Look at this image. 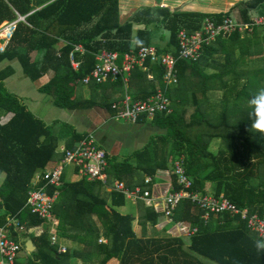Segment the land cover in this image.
I'll list each match as a JSON object with an SVG mask.
<instances>
[{"label": "trees", "instance_id": "1", "mask_svg": "<svg viewBox=\"0 0 264 264\" xmlns=\"http://www.w3.org/2000/svg\"><path fill=\"white\" fill-rule=\"evenodd\" d=\"M18 15L24 21L17 24L4 52L0 53V63L16 61L31 82L47 75L49 81L39 87V92L50 96L56 108L80 110L97 106L93 93L89 99L81 95V80L94 68L96 55L101 51L121 55L141 46H153L159 54L175 56L180 31L197 32L205 19L218 22L228 17L245 23L254 15L264 17V0H240L218 14L141 6L124 23L120 21L119 0H52L40 9L32 0H0V25L16 20ZM262 44L264 32L219 38L202 51L197 62H177V84L193 87L196 108L189 115L186 111L157 114L151 122L166 129L167 134L154 137L127 162L118 164L106 159L108 184L118 181L129 190L135 187L145 190L142 189L145 180L139 182V176L155 181L160 173L172 172L174 162L183 157L192 182L191 193L222 194L241 209L263 214L264 133L251 128L248 101L257 89L264 87V68H247L261 55ZM75 45L84 50L75 53L79 62L76 71L68 58ZM217 54L222 55L223 64L212 59ZM208 66L217 72L207 74ZM145 67L148 72L142 73L137 67L131 72L134 76L152 75L151 90L134 100L163 88V68L148 61ZM13 74L10 65L0 70V226L7 216H15L22 224L27 221L21 235L37 247L36 261L32 264H69L78 258L75 252L58 256L46 231L40 236L28 233L29 229L46 223L24 211L23 203L33 177L50 162L62 160L59 142L65 141L64 148L69 150L84 136L76 135L74 128L66 124H61L54 134L51 126L29 112L21 98L7 90L4 81ZM93 85L97 84L87 85L91 91ZM196 90L204 98L208 91L222 90L223 110L219 114L207 113ZM104 108L109 110V105ZM214 140L220 141V145L212 152L209 148ZM42 185L40 182L36 186ZM171 187L175 191L180 189L174 175ZM105 190L101 183L84 178L76 182L61 180L53 213L59 220L60 233H66H62L65 238L90 249L101 230L107 244L99 248L104 255L99 264L111 259L119 264H160L161 257L168 253L189 256L182 248L180 237H136L132 227L136 217L116 210L125 205V197L114 191L100 196V191ZM52 191L51 187L47 189L48 193ZM136 205L142 228L157 224L163 215L155 207H142L145 205L142 202ZM201 215L199 208L187 199L171 215L174 222H184L197 229L189 236V250L195 255L193 264H264V254H258L253 246V241L259 238L238 216L212 215L204 223ZM12 239L16 240L13 234ZM162 242H176L177 246H162ZM148 244L156 246L150 250ZM168 264H191V261L190 257H184L169 260Z\"/></svg>", "mask_w": 264, "mask_h": 264}, {"label": "built area", "instance_id": "2", "mask_svg": "<svg viewBox=\"0 0 264 264\" xmlns=\"http://www.w3.org/2000/svg\"><path fill=\"white\" fill-rule=\"evenodd\" d=\"M24 18L18 15L13 21H5L0 25V53H3L6 45L11 40L16 26L23 22ZM257 32H264V17H251L248 22L242 23L234 18L222 17L218 22L205 19L199 31L187 33L180 31L177 34V53L175 56L159 54L153 46H141L135 51L129 50L123 54L116 52L101 51L96 55V63L91 72L86 75L81 83L85 86L94 83L97 85L121 80L123 84L127 82L131 71L137 68H144L145 63H158L163 68V88L156 90L154 94L144 99H132L125 95L120 102L118 109L115 104L110 105L113 111L112 118L117 121L129 123H141L151 121L157 114H170V100L166 95L169 87L177 84V62L195 63L201 57L202 51L210 47L219 38H229L237 35H252ZM81 46L75 45L69 53L71 68L79 69V62L75 59V53H83ZM63 158L59 165L44 171L41 175L43 185L40 188L31 185L29 187L23 203V210L36 216L40 221L50 225H55L56 218L53 207L58 197V188L61 177L66 168L72 167L76 174L87 181L99 182L110 191L117 192L125 197L132 204L146 202L148 206L153 203L152 193L148 190L135 188L127 189L123 183L114 182L108 187L105 153L99 149L95 138L92 135L84 136L72 149H59ZM176 177L177 185L180 187L175 191L172 187L165 197L166 208L164 215L171 219V215L182 200H190L202 212L201 219L206 223L212 215L230 214L238 216L246 223L247 228L259 239H264V213H250L248 209H241L225 198L222 194L213 196L211 194L200 195L191 193L192 182L186 173L183 157L176 160L172 169ZM152 178L145 181L146 186H151ZM51 187L53 191L47 192ZM180 230L190 236L197 229L190 225L179 222ZM24 225L15 216H7L4 224L0 226V264H17V258L21 252V244L12 239V234H21ZM51 245L56 247L58 240L56 236L51 237ZM67 250L59 247L58 254L65 255Z\"/></svg>", "mask_w": 264, "mask_h": 264}, {"label": "crops", "instance_id": "3", "mask_svg": "<svg viewBox=\"0 0 264 264\" xmlns=\"http://www.w3.org/2000/svg\"><path fill=\"white\" fill-rule=\"evenodd\" d=\"M131 1L132 0H119V9L122 8L121 4H123L124 10H127V12L130 13ZM161 1L169 3L171 10L183 9L184 11H199V12L207 13V14H218L219 11L220 12L222 11V13H224V11L228 10L233 4H235L236 2L240 0H236L232 4H229L230 3L229 0H209V4L199 2V0H195L194 2H192L191 0H161ZM216 1L220 2L221 4H213ZM46 2H42L41 4H38L36 8L40 9L41 7L44 6ZM150 7H153V6H150ZM214 57L215 56H213V58ZM207 68H210V66L206 67V69ZM211 68L214 69L212 66ZM139 70L142 73L148 72V68L145 66L144 68H140ZM14 74H15V70H14ZM153 80H154L153 76L150 74H148L146 77L145 76H134V74L131 72L125 84H123L121 80H116L114 82H106L100 85H93L92 91L89 86L82 85L81 95L83 96V98L89 99L91 97V94L93 93L95 95L94 99L97 103V106L93 108H89V109H80V110L61 109L60 117L62 119H52L50 121L53 123L52 126L54 127V128L52 127V132L54 134H57L60 129L61 124H66L74 128L76 135H83V136L92 135L95 138V141L97 142L99 149H101L105 153L107 161L109 162L112 161L118 164L121 162H127V160L133 154L144 149L154 137L165 136L167 134V131L166 129L157 127L151 121H145L141 123H129V122H124L120 120L119 121L114 120L112 118L113 111L110 109V105L115 104L117 108L119 109L120 102L125 95L134 99V98H138L139 96L144 95L146 92L147 93L150 92L151 83ZM48 81H49V77L45 75L41 79H39L38 82L37 81L35 82L37 84H34L33 82L31 85H29V88L33 89V91H35V93H37L38 95H42V93H40L38 89L40 86H42ZM4 85H5V81H4ZM185 87L189 89L187 90ZM25 88H26V85L20 89L24 90ZM7 90L10 93H12L8 88ZM168 91L170 93V98H169L171 102L170 104L173 105V107L170 105L172 112L181 114L186 111V113L189 115L194 111V109L196 108V103H195V99L193 96V93H195L193 90V87L189 85L185 86L183 83L178 82L177 85L170 87ZM196 92H197V95H199L198 97L201 98V99L198 98L199 101L202 103L201 105L204 108L206 107V105L208 106L209 100H208L207 94L205 95V98H204L201 95L200 90H196ZM14 95L21 98L23 105L25 104L24 100L26 98V95H22V93H17V94L14 93ZM106 104L109 105V110L104 108ZM24 106L28 110V107L26 106V104ZM191 108H193L192 112L190 110ZM76 144L77 143H75V145ZM58 146H59V149L64 148L65 141L59 142ZM58 157L59 156H57V158ZM60 161L61 159L60 160L57 159L53 162H50L46 166L45 170H43V172L39 171L33 177L31 185L35 186V185H38L40 182H42L41 180L42 173H44V171L48 169H51L59 165ZM131 162L133 163V161ZM72 172L76 174L73 168H72ZM64 175L65 173H63L61 177V180L63 181L65 178ZM172 175L173 174L171 171L167 173H160L158 175V179L153 181L151 186H146L144 182L145 186L144 188H142V189L150 191L152 193V199H153V203L151 206H148L146 202L141 201L142 203L145 204L142 207L144 208L145 207H155L158 211L163 213V215L160 217L157 224L155 225L147 224L144 228H142V226L138 223V220H137V216L140 213L137 207L138 205H136L137 203L136 204L130 203V206H128L127 208L129 212L126 214H132L136 217L135 220L133 221L132 227H133V231L136 237L138 238L163 239V238H166L165 236H176L182 239V248L185 251V253H187L189 256H184V255L177 254V253H168L165 255L166 257L165 256L161 257L162 261L160 262V264L161 263L168 264L169 260H173V259L183 260L184 257H187V258L190 257L191 264H193V261H194L193 259L195 255L191 253V251L189 250V245H190L189 236H187L180 230L179 222H174L172 219L164 215V210L166 208L165 197L167 196V194L170 192L172 188L171 187ZM78 178L79 179L77 180L68 181V182H76L82 179V177L80 176ZM1 179L2 178H0V181ZM146 179H148V177L145 178L144 176H139V182H142L144 180L146 181ZM114 182H118V181H111L110 185L108 184V187H111ZM60 185H61V182H60ZM135 188H138V187H135ZM210 189L212 188H209V191ZM106 192H110V190L106 188L105 191H100V196L105 197L104 194ZM127 201L128 200L126 199L125 204L127 203ZM124 207L125 205L121 207H117L116 210L118 211V209H121ZM121 214H124V213H121ZM26 222L23 223L24 226H26ZM59 225H60L59 220L56 219V223L54 227L46 223L44 224V226L35 227L34 229L33 228L29 229L28 233L33 234L35 236H40L43 232L46 231L47 239L50 241L51 247H53L51 245V237L56 236L58 240V245L56 247H53L56 250V255L58 254L59 247L65 248L67 250V253L75 252L76 255H78V258L77 259L74 258L70 260L69 264H99V262L104 258V255L99 248L102 247L104 244H107V239L102 235L101 230H100L99 237L97 238V240H95L94 244L91 245L90 249H85L84 246L78 245L77 242L75 241H73L74 245L72 247H68L67 244H64V242L59 241L60 240L59 237H62L63 240H68V241L70 240L68 238H65L62 235V233L66 234L64 231L60 233ZM13 235H15L16 241H18L19 244H21V246L24 244L23 246L24 249L21 248V252H20V254L23 255L22 256L23 259L21 262H19L18 260L20 256L19 254L17 258V264L35 263L36 261L35 253L37 252V247L33 244L34 249H32L31 253H27L25 251L26 241L31 240V239L22 238L20 236L21 234L19 235L13 234ZM160 245L162 246L170 245L172 247L177 246L176 242L175 244H169V242H162V244ZM155 246L152 244H148V248L150 250L154 248ZM162 254H163V251H162ZM173 255H175L176 257H173ZM60 256H64V255H60ZM171 256L173 258H171ZM106 264H119V261L115 259H111ZM153 264H158V263L153 262Z\"/></svg>", "mask_w": 264, "mask_h": 264}, {"label": "rangeland", "instance_id": "4", "mask_svg": "<svg viewBox=\"0 0 264 264\" xmlns=\"http://www.w3.org/2000/svg\"><path fill=\"white\" fill-rule=\"evenodd\" d=\"M46 1L47 0H32V3L36 7V6H38V4H41L42 2H46ZM49 1H47L46 3H48ZM191 1L194 2L195 0H191ZM234 1H236V0H229V2H230L229 4H232ZM199 2L209 4V0H199ZM130 4H131L130 13L133 10H135L141 6H159V7L161 6V7H165V8H169V9L171 8L169 3L162 2L161 0H132ZM213 4H221V3L216 1ZM121 6H122V8L119 9V12H121L120 13V21L122 23H124L126 21V19L129 17L130 13L127 12V10H124L123 4H121ZM180 10L184 11L183 9H180ZM194 10H196V9H194ZM226 11H224V12H226ZM196 12H199V11H196ZM219 13H222V11L221 12L219 11ZM235 14H236L235 11L232 12V14H231L232 17H235ZM251 14L253 15V13H251ZM135 30L136 29L133 28V31H135ZM235 58H236V54H235ZM255 59H257V60H255V62L253 64L249 65L247 68L248 69L249 68H255V69L264 68V44H262L261 55ZM213 60H215L217 63H220V64L224 63V59H223L222 55H220V54H217V56H215L213 58ZM9 65L13 67V69L15 70V74L5 80V86L13 94L14 93H16V94L22 93V95H26L24 103L28 107V111H31L32 114H34L35 116H37L38 118L43 120L46 125H49L52 128L53 123L50 122L52 119H62L60 117L61 109L53 106L50 96L45 95V94L38 95L37 93H35V91H33V89L29 88V85H31L33 82L29 81L28 79H26V77L23 76L21 67L16 61H13V62L3 61V62H1L0 63V70L4 69L5 67H7ZM205 72L207 74H212V73H216L217 70H214L210 67V68L205 69ZM34 84H37V83L34 82ZM25 85H26V88L24 90H21L20 88L24 87ZM241 85L242 84H240L237 89L240 90ZM185 88L187 89V87H185ZM207 96H208V100L210 102V104L208 102V106L206 105V107H205L207 113L219 114L223 110V105H222L223 91L222 90L221 91H216V90L215 91H208ZM199 99H201V98H199ZM171 106L173 107V105H171ZM190 110L192 112L193 108H191ZM219 145H220V141H216V140L212 141V143L210 144V148H209L210 151H212V152L216 151V149L219 147ZM64 173H65L64 181H74V180L79 179L78 178L79 176L72 172V167L66 168ZM130 203H131L130 201H127V203L125 204V207L118 209V211L121 213H124V214L128 213L129 211L127 210V208H128V206H130ZM52 226L54 227V225H52ZM21 237H22V235H21ZM48 237H49V235H48ZM59 239H60L59 241L64 242V244H67L68 247H72L74 245V242H73L74 240L70 239L71 241L69 240L70 241L69 242L68 240H63L62 237H59ZM22 256L23 255L20 254L19 259H18L19 262L22 261V259H23ZM208 263L214 264L211 262H208Z\"/></svg>", "mask_w": 264, "mask_h": 264}, {"label": "clouds", "instance_id": "5", "mask_svg": "<svg viewBox=\"0 0 264 264\" xmlns=\"http://www.w3.org/2000/svg\"><path fill=\"white\" fill-rule=\"evenodd\" d=\"M251 128L264 133V87L256 90L248 101ZM253 246L258 254H264V239H255Z\"/></svg>", "mask_w": 264, "mask_h": 264}, {"label": "water", "instance_id": "6", "mask_svg": "<svg viewBox=\"0 0 264 264\" xmlns=\"http://www.w3.org/2000/svg\"><path fill=\"white\" fill-rule=\"evenodd\" d=\"M24 18V17H23ZM158 64L160 65V61H158ZM77 146V144L75 145ZM32 249H34L33 247V242L31 240H28L26 241V244H25V251L27 253H31L32 252Z\"/></svg>", "mask_w": 264, "mask_h": 264}]
</instances>
